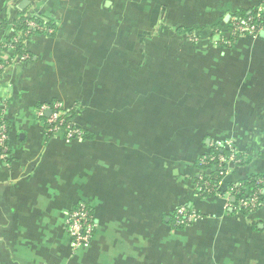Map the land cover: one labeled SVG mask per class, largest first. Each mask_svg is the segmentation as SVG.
Returning a JSON list of instances; mask_svg holds the SVG:
<instances>
[{
	"label": "crops",
	"instance_id": "obj_1",
	"mask_svg": "<svg viewBox=\"0 0 264 264\" xmlns=\"http://www.w3.org/2000/svg\"><path fill=\"white\" fill-rule=\"evenodd\" d=\"M263 1L0 0V264H264V197L243 214L228 195L264 176V33L227 45L209 32L227 38ZM31 16L54 32L25 39ZM53 103L82 139L46 132L38 111ZM224 142L243 163L198 195V160ZM79 203L97 229L74 250ZM182 204L200 218L177 228Z\"/></svg>",
	"mask_w": 264,
	"mask_h": 264
},
{
	"label": "built area",
	"instance_id": "obj_2",
	"mask_svg": "<svg viewBox=\"0 0 264 264\" xmlns=\"http://www.w3.org/2000/svg\"><path fill=\"white\" fill-rule=\"evenodd\" d=\"M256 14L253 16L246 17L244 19H231L229 21V32L228 37L224 38L218 34L216 28H213L211 33L215 36L220 43L230 45L235 39L242 37H257L260 33H264V1L256 9ZM263 18V21H262ZM46 22L42 24L38 23L33 16L27 17L23 20V31L22 36L28 39L35 34H52L54 30L45 25ZM190 41L197 42L198 39L194 35L189 36ZM10 46L13 48L17 45L18 41L16 38L10 40ZM8 41H6L7 43ZM24 57H21L23 59ZM50 112L48 117H44L47 112ZM66 111L61 103H53L51 105H43L39 108L38 115L44 117L46 132L47 133H58L63 131L67 139H82L84 136L83 130L76 127L72 121L65 119ZM4 110L1 107L0 110V159H6L9 153V128L7 123L3 119ZM226 149V155L223 154H208L199 158V165L207 166L214 163L213 166L216 167L217 177L219 180L228 171V166L230 164L241 163V158L239 154L233 147L231 142L218 143L214 147L215 152L219 149ZM210 172H198V181L195 185L196 193L198 195L203 194H213L216 193L218 182L216 184L211 183V177L208 176ZM258 185L251 192L248 190H241V182H236L230 186L228 190V195L234 197L240 195L236 206L234 207L237 212H248L249 214L254 213L258 210L262 203V198L264 197V184L262 179L256 181ZM199 214L187 205H180L176 208L173 215L174 226L177 228L187 227L197 220H199ZM97 229V220L93 212L84 203H79L76 208L71 210L67 215L66 220V233L70 240L72 249L77 250L80 248H87L95 234Z\"/></svg>",
	"mask_w": 264,
	"mask_h": 264
},
{
	"label": "trees",
	"instance_id": "obj_3",
	"mask_svg": "<svg viewBox=\"0 0 264 264\" xmlns=\"http://www.w3.org/2000/svg\"><path fill=\"white\" fill-rule=\"evenodd\" d=\"M256 14V12H253L252 14H250V15H245V16H242V17H235V19H244V18H246V17H249V16H253V15H255ZM33 19H36V21L38 22V23H40V24H42V22L44 21V20H42L41 19V17H38V16H33ZM262 21H263V18H262ZM264 22V21H263ZM45 25H47V26H49V27H51L48 23H46ZM20 26H21V28L23 27V20L20 22ZM212 29L213 28H210L209 29V32H211L212 31ZM181 33H183V34H185L186 36H190V35H194L197 39H198V41L197 42H192L194 45L195 44H197L199 41H200V38H199V35L197 34V33H195L194 32V30H192V29H185V30H182V32L180 31V34ZM74 116V111L73 110H71V111H69V112H67L66 114H65V119L66 120H70V121H72L73 120V117ZM211 154H223V155H226V153H220V152H218V151H216V152H212ZM240 156V158H241V163H239L238 165H241L242 163H243V156L242 155H239ZM213 164L214 163H211V164H209V165H207V166H201V165H199V160H198V163H197V166H196V168H197V173L199 172V171H202L203 170V172H210V174L208 175V176H206V178L208 179V177L210 176L211 177V183H214V184H216L217 182H218V178H213L214 176H216L217 177V173H216V167L215 166H213ZM198 179V178H197ZM196 179V183H197V180ZM258 179H262L263 181H264V176H254V177H251L250 179H248V180H244V181H240L241 182V185H240V187H241V190H248L249 192H251L254 188H256L258 185L256 184V181L258 180ZM262 187H264V184L263 185H261ZM213 194H215V193H213ZM212 193L211 194H203L202 196H210V195H213ZM240 198V195H236V196H234V201H233V208L236 206V204H237V201H238V199ZM262 198V200H263V197H261ZM235 209V208H234ZM241 213H243V214H249L248 212H245V211H243V212H241Z\"/></svg>",
	"mask_w": 264,
	"mask_h": 264
},
{
	"label": "water",
	"instance_id": "obj_4",
	"mask_svg": "<svg viewBox=\"0 0 264 264\" xmlns=\"http://www.w3.org/2000/svg\"><path fill=\"white\" fill-rule=\"evenodd\" d=\"M50 114V112L48 111L46 114H45V117H48Z\"/></svg>",
	"mask_w": 264,
	"mask_h": 264
}]
</instances>
